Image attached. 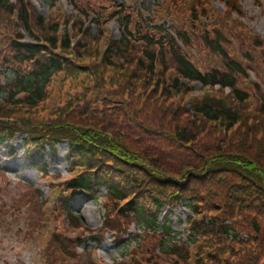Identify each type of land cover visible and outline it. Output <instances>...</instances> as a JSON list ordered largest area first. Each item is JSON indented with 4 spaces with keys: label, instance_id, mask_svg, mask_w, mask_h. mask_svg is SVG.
Wrapping results in <instances>:
<instances>
[{
    "label": "trees",
    "instance_id": "16d2710c",
    "mask_svg": "<svg viewBox=\"0 0 264 264\" xmlns=\"http://www.w3.org/2000/svg\"><path fill=\"white\" fill-rule=\"evenodd\" d=\"M19 1L16 23L9 0H0V75L4 68L14 75L7 82L0 80V92L6 94L0 103V144L20 133L51 146L68 141L72 158H87L90 165L74 187L86 197L101 186L107 187L110 205L106 226L112 232L128 233L135 224L140 234L129 235L139 240L141 249L142 242L148 241L142 259L135 251L133 258L139 260L138 264H189L186 244L157 234L164 230L157 224V215L166 200L188 198L195 200L192 206L196 214H205L202 222L193 221L192 241H198V237L204 240L193 264H264V123L246 115L251 95L239 88L240 78L245 79L248 70H254L258 77L263 72L264 86V53L256 57L247 54L245 61L234 59L226 49L224 31L216 30L213 36L205 33L203 44L223 58V66L202 71L174 37L164 31L154 34L144 27L134 33L130 18L125 17L121 21L122 37L107 42L103 60L98 36L90 34V29L83 34L78 28L81 22L77 23L75 33L83 36L75 46V59L70 60L72 37L68 31L61 39L57 23L50 24L30 4ZM18 24L49 48L18 43L22 37ZM180 38L186 48L191 45L187 34ZM59 49L61 53H55ZM65 68H70L75 77L85 75L89 86L84 81L87 89L83 94L92 92L94 103L103 104L105 110L112 106V118L106 121L125 119V123L131 120L137 126L131 136L115 133L123 127L112 123L107 128L104 121L93 119L99 110L89 113L94 103L86 98L85 108L76 116L61 110L40 121L16 117L22 112L38 116L53 76ZM171 69L176 74L168 76ZM195 83L213 90L220 86L221 93L192 97ZM253 87L259 105L256 116L264 115L262 87ZM225 88L231 89L230 95L224 93ZM191 116L197 119L182 126L183 119ZM99 124L103 129L96 127ZM137 138H142V156L135 145ZM208 138H213L212 144L209 148L204 145L202 151ZM189 147H193L195 157H189ZM208 177V182H199ZM211 180L217 183L208 185ZM207 186L213 188L207 195L199 192ZM192 187L194 192H188ZM120 202L125 204L120 207ZM149 204L156 207V212ZM206 221L211 224L206 226ZM166 230L170 232L168 227ZM230 232H234L233 241ZM121 233H117V241L125 247L129 241ZM239 236L247 237L239 242ZM56 243L66 249V242Z\"/></svg>",
    "mask_w": 264,
    "mask_h": 264
},
{
    "label": "rangeland",
    "instance_id": "374dc122",
    "mask_svg": "<svg viewBox=\"0 0 264 264\" xmlns=\"http://www.w3.org/2000/svg\"><path fill=\"white\" fill-rule=\"evenodd\" d=\"M31 1L32 7L40 14H43L48 21L51 20V22L57 21L64 23L65 21H72L71 25H75L81 22L79 17L81 11H86L91 16L96 13H101L104 15V24L108 26L107 35L115 41L119 40L120 31L117 22L108 21L111 20L112 15H115L118 13L117 11L123 9L125 13L130 14L135 19L137 17L139 19L142 18V22L145 24V19L148 17V14L154 10L155 6L162 2V0H62L63 3L61 2L50 9L44 0ZM136 1L139 2L138 7L135 5ZM200 1L198 5H194L193 0L178 3L177 8L180 9L175 13L178 21L184 24L181 31H185L192 41L187 51L199 69L204 71L213 66H222L223 63L218 55L212 53L203 44L205 33L211 36L214 35V32L210 30H213L215 25L208 26V23H217L219 26L226 28V49L232 57L245 61L247 54L256 57L258 53H264V0H214V8H211L207 3L205 4V1L208 0ZM236 1L240 8L235 5ZM140 6L143 9L142 17L138 14ZM66 7L68 8L66 9ZM199 17L202 18L197 21ZM159 19L158 16L157 21ZM93 33L98 34L97 29L93 28ZM170 75H175V72H170ZM251 77L252 81H254L253 73ZM260 77L263 78V72ZM81 81L68 79L66 83L58 81L50 87L49 99L41 104L37 111L40 119H37L38 116L36 114H27L26 112H22L16 117L32 118L40 121L51 115L60 114L59 112L61 110L69 111L72 116L80 114L82 109L85 108L84 98L91 103H94L95 100V96L90 94L92 92H89L87 95L83 94L87 88H84L85 84ZM86 82L89 86L88 81ZM239 85L247 91H252L249 80L240 78ZM202 91L203 89L198 94H193L192 97H198ZM208 92L221 93V91L213 89ZM81 97L83 98L80 100ZM2 98L4 99V97L0 96V102ZM254 98H251V102L245 107L246 115H248L249 119L256 117L255 119H261L264 123V115L258 114L256 116V110L259 105ZM109 107V110H105L103 104L94 103L91 105L89 113L93 109L99 110L98 113H94L93 119H96L98 123L104 121L107 128L112 123L117 128L123 127V129L117 130L115 133H120L126 137L131 136L137 127L131 120L127 123H125V119H109L106 121L105 118H112L111 114L114 112L110 104ZM186 110L189 115L192 114L189 107ZM102 112L104 115H102ZM189 118L191 119H183L182 126L197 119L194 116ZM96 127L103 129L100 124ZM152 128L155 129L154 126ZM23 139L24 137L20 136L13 141L18 155L17 159L13 160L10 158L11 156L8 155L9 148L3 147L0 149V165L7 169L5 175L0 173V264H91L94 260L98 264H133L134 262L131 256L125 257L124 250L127 249L132 254L135 251L141 253L140 256L142 259V249L147 245L148 241L147 243L142 242L141 249L139 244L135 246L136 242L132 243L128 248H119L116 246L115 240L111 235H107L106 239L100 245L91 239L92 236H98L105 230V213L100 199L84 201L79 199L75 203V206L73 205V209L77 214L73 211L76 215L72 219L78 218L84 220L85 225L83 228H76L78 225H73L70 222V218L67 219L65 210L63 208L61 209V204L58 206V192L52 194L47 187L41 186L43 197L41 196L40 198L39 194H35L29 186L32 185L35 187L38 184L42 185V176L34 164H27L29 162H26V151L23 147ZM212 141L213 138L206 139L203 142L202 151H204L203 146L205 145L206 148H209ZM135 145L139 149L138 154L142 156V138H137ZM192 148H187L186 152H189V157H195V151ZM44 155L43 163L48 165V174H51L50 176L56 175L54 177L61 175L63 179L54 180L55 185L52 187L62 191L64 187L60 185V187L62 186L60 188L59 184L65 183L69 176L68 171L70 167L67 162L68 147L60 146L56 156L50 152H46ZM209 178L199 182L204 184L208 182ZM216 183L217 180H211L208 185ZM193 185L196 186L197 184L193 182ZM209 187L212 186H207L199 192L207 195V192L213 189H209ZM188 192H194V188L192 187ZM106 194L107 190L105 188H100L97 192V195L100 197ZM145 194L148 195L150 193L145 192ZM53 196L57 198L54 200ZM48 198L50 202L43 203ZM197 198L200 199V196ZM187 204H180L177 208H174L172 214L168 215L167 225L171 226L170 231L172 232V237L166 238L171 240L188 239L186 217L190 214V209ZM168 209L165 208L162 211L159 220H164ZM47 217L49 225L44 228L43 220ZM31 221L35 224V227L32 226ZM161 223L164 224V222ZM132 229L134 232L136 231L135 227ZM253 230L254 228L252 227ZM87 234L90 237H87ZM58 235L62 239H65L67 235L82 238L83 244L79 248V252L75 254L73 246H67L68 248L61 249L55 243V238ZM149 239L154 240L150 235ZM82 248H87L89 252L82 251ZM92 251L94 253H91ZM70 253L76 256H72ZM133 260L138 264V259ZM142 264L145 263L143 262Z\"/></svg>",
    "mask_w": 264,
    "mask_h": 264
}]
</instances>
